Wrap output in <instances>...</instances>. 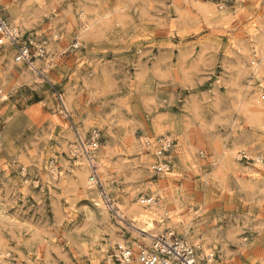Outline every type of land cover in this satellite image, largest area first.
<instances>
[{"label": "rangeland", "instance_id": "rangeland-1", "mask_svg": "<svg viewBox=\"0 0 264 264\" xmlns=\"http://www.w3.org/2000/svg\"><path fill=\"white\" fill-rule=\"evenodd\" d=\"M0 5L47 53L0 49V264H119L170 230L197 264H264V0Z\"/></svg>", "mask_w": 264, "mask_h": 264}, {"label": "built area", "instance_id": "built-area-1", "mask_svg": "<svg viewBox=\"0 0 264 264\" xmlns=\"http://www.w3.org/2000/svg\"><path fill=\"white\" fill-rule=\"evenodd\" d=\"M8 48L13 54V60L16 64L26 66L33 72H38L35 64L37 60L45 59L47 56L46 48L42 45L35 46L30 40L21 38L20 32L13 28L7 21L4 10L0 5V49ZM78 46H75L77 49ZM63 102L62 98L60 97ZM155 150V156L159 158H167L168 154L174 148V142L167 137H161L156 140L155 145L147 142ZM86 153L92 161V176L93 185H101L96 165L93 163V158L90 157L89 151ZM170 165L167 161L159 166L158 171L169 170ZM105 203L112 210L114 209L113 202L106 196ZM113 259L119 264H130L136 260L137 264H197L196 249L187 244L181 238L175 237L174 233L169 237L158 238L152 246L147 247L140 245L137 252L131 246H117L113 252Z\"/></svg>", "mask_w": 264, "mask_h": 264}, {"label": "bare ground", "instance_id": "bare-ground-1", "mask_svg": "<svg viewBox=\"0 0 264 264\" xmlns=\"http://www.w3.org/2000/svg\"><path fill=\"white\" fill-rule=\"evenodd\" d=\"M85 24V23H84ZM90 25V24H89ZM86 28V27H85ZM80 34V33H79ZM86 35V34H85ZM84 35V36H85ZM90 35V34H89ZM83 37V36H82ZM256 72V71H255ZM258 73V72H257ZM261 81V80H260ZM93 154V153H92ZM93 163H94V161H93ZM91 165H92V163H91ZM83 168V167H82ZM89 169V168H88ZM89 173V172H88ZM58 174V173H57ZM86 177V176H85ZM83 180V179H82ZM83 183V182H82ZM86 184H87V186L91 189V188H93L94 186H93V181H91V178L89 179V178H87V182H86ZM172 200V199H171ZM154 201V200H153ZM169 203V202H168ZM97 205L100 207V204H98L97 203ZM162 210V209H161ZM128 213L130 214V215H132V216H135V217H138L139 218V216H140V212H137L135 209H130L129 211H128ZM145 213V212H144ZM123 216V215H122ZM125 217V216H124ZM124 217H122V218H124ZM144 217V216H143ZM146 217H149V216H146ZM109 220V219H108ZM144 221H146L147 222V224L149 225V227L150 228H153L154 227V225L150 222V220H145V219H143ZM182 226V225H181ZM169 227H170V225H169ZM162 229H163V227H162ZM164 231V230H163ZM173 234V231H169V233H167V234H165V236L166 237H169L170 235H172ZM185 236H187V235H185ZM149 238H150V240L151 241H156L157 239H158V236L157 235H149ZM142 239V238H141ZM190 240H193V238H190ZM186 242V241H185ZM199 242V241H198ZM144 243V242H143ZM135 244V243H134ZM133 244V245H134ZM188 244V243H187ZM118 245H120V246H123V244L122 243H118ZM198 246V245H197ZM135 248V251H138V249H139V247H140V245L139 244H135V246H134ZM199 247V246H198ZM209 258H211V256L209 257ZM133 263H136V260H133V262H131L130 264H133Z\"/></svg>", "mask_w": 264, "mask_h": 264}]
</instances>
